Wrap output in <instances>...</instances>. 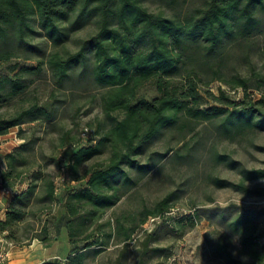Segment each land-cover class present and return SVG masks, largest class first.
<instances>
[{
  "label": "trees",
  "instance_id": "trees-1",
  "mask_svg": "<svg viewBox=\"0 0 264 264\" xmlns=\"http://www.w3.org/2000/svg\"><path fill=\"white\" fill-rule=\"evenodd\" d=\"M160 1L171 8L174 0ZM88 25L95 32L78 39L75 51L67 49L72 35ZM35 36L43 37L52 51H41L33 43ZM31 54L40 58L38 66L20 67L18 75L36 74L43 66L59 89L76 83L107 89L98 102L108 125L95 133V143L79 136L65 142L68 133L61 137V146L70 152L63 161L52 160L67 176L60 187L43 166H26L32 141L22 137L20 128L34 121L43 128L52 124L58 114L54 101L0 114V141L16 126L23 140L0 154L1 183L8 188L25 184L13 193L0 220L3 239L22 247L33 240L50 241L51 230L66 231V256L40 264H86L89 255L106 249L115 234L98 223L104 213L169 152V160L185 161L189 140L164 152L151 149L166 132L185 135L205 124L226 142L264 133V0H196L182 13L170 14L151 12L142 0H0V108L30 82L5 64ZM232 57L236 66L228 68ZM215 79L227 89L218 87L215 94L207 89ZM147 84L153 90L150 96L141 90ZM229 90H239L241 97L235 100ZM250 144L264 153L263 145ZM105 152L104 160L80 173L83 163ZM211 158L238 176L236 181L211 176L213 187L231 189L242 198L264 197V166L247 168L218 151ZM172 201L168 194L146 208L138 225L163 215ZM56 204L61 207L57 216L52 211ZM208 211L207 219L215 217L238 243L234 254L221 233L212 245L215 256L225 264H264V243L257 233L263 206L230 203ZM44 212L52 218L41 220ZM134 228L122 226L116 235L126 244Z\"/></svg>",
  "mask_w": 264,
  "mask_h": 264
},
{
  "label": "rangeland",
  "instance_id": "rangeland-1",
  "mask_svg": "<svg viewBox=\"0 0 264 264\" xmlns=\"http://www.w3.org/2000/svg\"><path fill=\"white\" fill-rule=\"evenodd\" d=\"M196 0H174L165 6L160 0H142V4L151 12L182 13L191 2ZM94 26L88 25L72 35L66 44L67 49L75 51L77 40L92 35ZM36 43L45 54L52 51V47L41 36H35ZM29 59L15 58L6 67L14 66L16 77H28L30 81L25 91L9 105L0 108V114H10L30 104L42 103L47 99L54 101L57 110L56 119L46 124L45 128L39 121L24 123L20 126L22 137L32 141L28 152L26 166L39 164L55 178V185L60 187L67 179L65 170L60 172L52 160L63 161L70 152L69 147L61 146V137L68 133L65 142L79 137L90 139L95 143V133L106 128L108 122L99 107V98L106 92L93 84L76 83L73 86L59 89L51 81L50 74L42 66L36 74L18 75L20 67H36L38 59L31 54ZM236 66L235 57L228 63V68ZM3 71V70H2ZM0 74L3 75V72ZM227 87L219 80H213L208 86L212 93L217 88ZM148 96L153 94L149 84L142 89ZM231 96L238 100L239 90H229ZM254 93V97H257ZM115 115V114H113ZM102 123V129L99 127ZM50 125H54L51 129ZM19 127L9 129L1 137L0 154L7 153L23 140L19 137ZM189 140L188 154L185 161L169 160V154L147 175L137 181L135 187L127 191L118 202L108 209L98 223L103 224L105 231L114 230L115 236L109 238L106 249L98 254L89 255L86 264H225L222 259L212 253V245L221 237L228 242L234 254L237 250V238L226 232L223 225L215 217L207 219L210 209H221L230 203L243 206L257 204L264 207V197L259 199L242 198V196L228 188H215L209 179L218 176L236 181L237 174L223 165H215L211 154L214 151L229 154L233 159L241 161L247 168L264 166V153L256 150L250 143L264 146V133L250 135L239 142H226L214 134L211 125L198 124L192 132L184 134L168 131L162 135L151 147L152 150L164 152L175 149ZM106 152L83 163L79 167L80 173L86 171L95 161H102ZM2 167L3 163L0 161ZM172 194V203L168 211L157 217L149 216L146 221L138 225L142 213L151 208L157 201ZM53 215L61 213L60 205L52 207ZM201 215L195 216V213ZM47 213V212H46ZM194 215L189 219L188 215ZM52 218V215L42 213L41 220ZM108 222V225H107ZM31 224V221L25 225ZM51 225V223H49ZM135 227L126 244L116 235L120 227ZM95 226H91L93 229ZM102 229V230H103ZM120 230V229H119ZM96 233L99 232V230ZM259 241L264 243V218L257 225ZM57 235V236H55ZM52 244L48 250L49 259H63L69 251L66 231L62 229L58 234L51 230ZM32 242V241H31ZM12 250V249H11ZM45 251V250H44ZM46 257V255H44ZM46 261V260H45ZM44 262V261H43Z\"/></svg>",
  "mask_w": 264,
  "mask_h": 264
},
{
  "label": "crops",
  "instance_id": "crops-1",
  "mask_svg": "<svg viewBox=\"0 0 264 264\" xmlns=\"http://www.w3.org/2000/svg\"><path fill=\"white\" fill-rule=\"evenodd\" d=\"M1 161V159H0ZM4 168L0 163V172ZM25 188V184L15 186L14 188L4 187L0 180V220L4 218L8 202L14 192L20 191ZM0 239H3V234L0 233ZM52 240L40 243L33 240L30 244L22 247H14L11 250L10 259L8 264H40L49 259L48 250L50 249ZM45 250V251H44ZM46 255V257H44Z\"/></svg>",
  "mask_w": 264,
  "mask_h": 264
},
{
  "label": "built area",
  "instance_id": "built-area-1",
  "mask_svg": "<svg viewBox=\"0 0 264 264\" xmlns=\"http://www.w3.org/2000/svg\"><path fill=\"white\" fill-rule=\"evenodd\" d=\"M13 248L14 245L11 242L0 239V264H8Z\"/></svg>",
  "mask_w": 264,
  "mask_h": 264
}]
</instances>
